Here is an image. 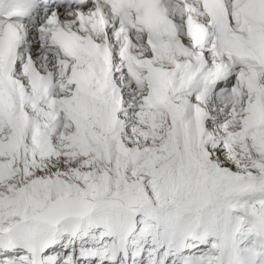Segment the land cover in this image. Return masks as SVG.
Wrapping results in <instances>:
<instances>
[{"label":"snow or ice","instance_id":"1","mask_svg":"<svg viewBox=\"0 0 264 264\" xmlns=\"http://www.w3.org/2000/svg\"><path fill=\"white\" fill-rule=\"evenodd\" d=\"M0 264H264V0H0Z\"/></svg>","mask_w":264,"mask_h":264}]
</instances>
